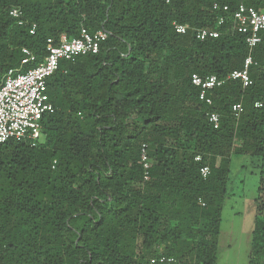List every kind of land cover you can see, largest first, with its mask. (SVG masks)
Segmentation results:
<instances>
[{
    "label": "trees",
    "instance_id": "1",
    "mask_svg": "<svg viewBox=\"0 0 264 264\" xmlns=\"http://www.w3.org/2000/svg\"><path fill=\"white\" fill-rule=\"evenodd\" d=\"M240 4L264 11V0H0V84L24 48L35 61L21 72L45 60L48 39L107 33L97 54L48 78L40 140L0 144V262L216 264L230 158L245 155L260 161L247 264H264V39L250 86L226 81L206 105L191 84L242 69ZM195 29L219 36L199 41Z\"/></svg>",
    "mask_w": 264,
    "mask_h": 264
},
{
    "label": "built area",
    "instance_id": "2",
    "mask_svg": "<svg viewBox=\"0 0 264 264\" xmlns=\"http://www.w3.org/2000/svg\"><path fill=\"white\" fill-rule=\"evenodd\" d=\"M214 5L213 9H216ZM223 11H228L223 7ZM9 16L17 20L18 25H22V11L12 9ZM233 29L245 38L247 46V56L244 59L242 69L228 74L224 78H218L215 75L200 77L192 75L191 84L199 89V100L211 105L208 93L215 88L222 86L226 81H238L243 88L251 85L249 70L253 66L252 53L264 39V11H258L254 7L240 4L232 13ZM220 19L218 24L221 25ZM186 27L176 26V32L184 34ZM35 25H33L29 34H33ZM194 36L199 41L206 39H216L219 32L210 29H195ZM107 38V33L97 31L89 34L82 31L80 36L75 39H67L62 35L55 43L52 39L47 40V56L45 60L35 68L26 72H21L23 67L28 66L35 61V56L28 49H22L24 55L19 69H11L4 76L0 84V144L7 141H29L32 144L38 142L41 138V120L43 116L53 112V106L50 103L47 93V80L56 71L59 62L70 61L74 57L88 54L95 55L99 51V46ZM234 113L239 114L242 111L240 105L232 107ZM208 121L214 129L218 128L219 117L216 113L208 114ZM141 159L143 167L147 170L149 164L146 155L145 146L142 149ZM199 161V158H196ZM200 176L206 178L209 175V168L204 166L200 169ZM171 262V259L161 258L160 262ZM0 264H4L0 262Z\"/></svg>",
    "mask_w": 264,
    "mask_h": 264
},
{
    "label": "rangeland",
    "instance_id": "3",
    "mask_svg": "<svg viewBox=\"0 0 264 264\" xmlns=\"http://www.w3.org/2000/svg\"><path fill=\"white\" fill-rule=\"evenodd\" d=\"M260 161L231 156L224 199L216 264H247L255 216L254 201L259 185Z\"/></svg>",
    "mask_w": 264,
    "mask_h": 264
}]
</instances>
